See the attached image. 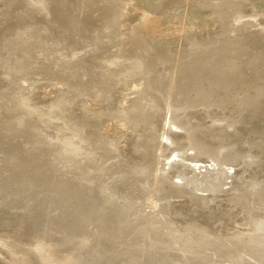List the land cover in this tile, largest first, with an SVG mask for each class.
Instances as JSON below:
<instances>
[{"label": "rangeland", "instance_id": "rangeland-1", "mask_svg": "<svg viewBox=\"0 0 264 264\" xmlns=\"http://www.w3.org/2000/svg\"><path fill=\"white\" fill-rule=\"evenodd\" d=\"M113 1L0 0V264H119L121 262L120 257L123 253L118 244L109 243L104 234L99 233V230L88 231V228L81 225L82 223L80 224L74 216L72 147L73 143L79 146L81 139H89V136H94L95 141L98 142L97 146L101 145L104 149L110 148L116 153L119 152L121 160L125 154L124 160L127 161H123L127 162L130 167L138 165L137 161L140 159L137 160V150L139 147L128 132L122 128L119 129L114 117L115 107L116 103L129 93L135 92V96L146 93L141 77H144V72L146 68H149L148 66H156L158 59L166 62L167 69L163 73L172 77L173 88L177 87V93L179 92L180 97L185 99L183 102L189 105L194 104L191 108L193 112L191 116L193 117H189L192 124L201 120L200 129L203 127L202 130H212L214 126L211 121L212 117L215 116L214 112L221 113L220 115L225 121L223 128L227 129L228 134L224 137L225 140L221 142L222 144L220 143L221 145H216L224 146L220 149L212 146V142H207L210 144L209 146L215 148H213V152L216 155H222V152L231 150L230 152L236 156L247 152L249 153L248 156L253 158L246 155L244 157L246 160L250 158L249 161L256 162V166H258L259 161H262L260 163L264 166V93H262L264 92V0H115L117 6H114ZM93 4L101 10L99 13H92L91 5ZM251 5H254L255 11ZM110 19L112 23H110L111 21L107 22ZM108 24L112 29L116 26V33H108L109 29L112 31L109 26L106 27ZM111 24L115 25L112 26ZM118 26L119 30H117ZM137 27L140 28L137 29ZM117 31L121 33L118 34ZM105 32L107 36L104 34ZM116 34H118L117 37ZM141 34L145 39L147 38L149 43L153 44L154 42L156 48L152 51L153 53L144 52L145 50L143 51V48L141 49L137 43V37ZM94 36L99 37V39ZM191 37L196 38L192 39ZM93 38L95 41L91 42L94 40ZM86 40L88 42L85 44L83 41ZM94 42L97 44L95 45ZM101 42L107 44L108 50L101 47ZM111 44L112 48L110 47ZM169 44L170 47L167 46ZM201 47L202 49H200ZM75 49H82L80 53L85 57V63H82L78 74H76L79 80L76 76L74 78L70 76L68 69L62 72L59 62L55 60V57L59 55H64L70 60ZM139 63L140 65H138ZM93 65L94 67H92ZM131 67H133L132 70ZM80 70L82 71L80 72ZM105 71L106 73H104ZM228 71L229 73H227ZM61 74L63 76H60ZM175 74L178 75L175 76ZM81 75L82 77H80ZM102 75L112 76H110V81L108 77L104 78L106 85L104 82L103 96L95 100L87 89L91 87L89 84L91 80L103 82L104 76ZM217 75L219 76L217 77ZM254 75L257 76L254 77ZM78 81L81 84H77ZM167 81V79H163L164 83ZM138 82L143 87L136 91ZM178 86L183 87L179 89ZM128 88L130 91H126ZM259 88L263 90L261 91ZM256 89L257 91H255ZM160 90H162V85ZM78 92L80 95L82 94V97L79 96ZM120 92L123 93V96ZM164 92L159 91L152 94L155 95L152 100L154 105H157L158 102H168L167 92L165 94ZM252 93H256V96ZM258 95H261L260 98ZM76 96L77 98H75ZM83 98L85 100L90 99L88 102H91L92 105L98 102L96 104L98 109L91 108L87 104L83 106L85 101ZM111 99L112 101H110ZM109 112L110 114H107ZM106 115H109L108 118ZM107 120L106 124L104 121ZM82 121L84 122L82 123ZM107 125L110 128L109 133L114 132L118 136L114 135V138L108 137L107 139L105 136L108 135L102 134ZM112 125L113 127H111ZM109 141H114V146H107ZM253 141L258 142V147L257 144L252 147ZM81 144L84 146V142ZM134 150L136 151L135 154L133 153ZM130 152L133 153V158ZM189 152L192 153V151ZM123 161L122 163L118 161L113 163L116 164L117 162V167L124 168ZM200 164L203 167L213 168L211 164L214 163ZM261 169L264 168H257V172L255 170L254 173L252 171L246 173L245 179H241L242 177L239 176L240 181L237 177L238 180L235 183L237 185H233L235 190L236 186L238 187L243 180H249L250 177L248 176L251 175L264 181V170ZM178 180V178L174 179L175 182ZM230 180L232 179L227 181L229 185L232 182ZM229 185L224 186V190L228 193L230 192L229 189L233 187L231 185L229 187ZM234 188H232L233 191H235ZM97 189L95 187L90 191L94 199L95 193L100 194L99 189ZM233 191L231 194L225 193L222 195L223 198L203 206L205 207L204 216H197L199 221H205L206 218L207 222L209 220L208 223H216L219 226L227 227V225L232 224L236 228L247 229L244 224L247 222L248 215L245 214L248 213V210L246 207H239V205L237 207L234 201H230L235 199L233 193H236L237 190ZM198 195L208 196L207 192H198ZM251 198L253 197L249 199ZM211 203L218 206H212L214 211L211 210ZM224 205L227 209H233L232 213L229 212L230 209L225 211ZM203 207L200 209L203 210ZM207 207L209 210L206 209ZM185 208L183 209L187 210L188 207ZM192 210L188 209L190 214H192ZM235 211L238 213L237 215ZM210 212L217 213L216 216L212 213V219L216 217L213 219L215 221L211 219ZM230 213L232 216H229ZM219 215L221 219L218 218ZM228 217L229 219L234 218L235 222L232 219L233 223H229ZM243 217L246 218L243 219ZM76 221L78 224H75ZM225 221L229 222L226 224ZM219 222H222L221 225ZM96 223V221L87 222L90 226Z\"/></svg>", "mask_w": 264, "mask_h": 264}, {"label": "bare ground", "instance_id": "bare-ground-1", "mask_svg": "<svg viewBox=\"0 0 264 264\" xmlns=\"http://www.w3.org/2000/svg\"><path fill=\"white\" fill-rule=\"evenodd\" d=\"M103 1H105V0H103ZM113 3H114V6H117L115 0L113 1ZM249 4H251V3H249ZM93 5H91L92 13H94V12L99 13V11H101V10H99L97 8V5L96 6L95 5L93 6ZM113 7H112V9L114 10ZM252 7H254V5ZM253 9L255 11V7ZM109 10H110V7H109ZM258 12H259V10H258ZM107 13H104V14L106 15ZM109 13H110V11H109ZM109 15H111V14H109ZM109 15H107V16H109ZM115 15H117V14H115ZM112 17H113V15H112ZM110 21H111V19L107 22H110ZM104 23H105V21H104ZM110 23H112V21ZM113 25H115V24H113ZM108 26L110 27V24L106 25V27H108ZM115 27L116 26H114L113 29L110 27L112 29V31H110V29H109L108 33L109 32H113L112 34L116 33ZM100 28H98V29H100ZM104 28H105V25H104ZM138 28H140V27H137V29ZM243 28H245V27H243ZM90 30H92V29H90ZM117 30H119V26H118ZM130 30H131V28H130ZM141 30H143V29H141ZM100 31H101V29H100ZM106 32L104 34H106V36H107ZM117 32H118V34L121 33V32L119 33V31H117ZM130 32H132V31H130ZM89 33H90V31H89ZM95 33H96V31H95ZM154 33H155V31H154ZM85 34H88V33H85ZM118 34H116L115 36L117 37ZM134 34L136 35V33H134ZM101 35H102V33H101ZM94 37H96V39H99V37L97 38V36H94ZM103 38H106V37H103ZM137 38H138L137 43L140 45L141 49L143 48V51L145 50L144 52H146V53L152 52L156 48L154 45V42L152 41L153 44L149 43L146 40L147 38L145 39L142 36V34ZM194 38H196V37H194ZM194 38H192V39H194ZM101 39H102V37H101ZM107 39H109V38H107ZM87 40L83 41V42L84 43L88 42L89 40L88 41ZM102 40H104V39H102ZM117 40H119V39H117ZM129 40L131 42V39H129ZM93 41H95V39L92 40L91 42H93ZM91 42L89 41V43H91ZM103 42H101V44H102L101 47H103L104 50H106L107 44H105ZM78 44H79V42H78ZM94 44L96 45L97 42L96 43L94 42ZM99 46H97V47H99ZM136 46H137V44H136ZM167 46L170 47L171 45L169 44ZM110 47L112 48V44ZM164 47H166V46L164 45ZM113 48H114V45H113ZM200 49H202V47ZM107 50H108V48H107ZM248 51H250V50H248ZM80 52H82V49H75L73 57L70 60L67 59L64 55H59V56L55 57L56 58L55 60L57 62H59V65L62 69V72H64L65 69H68L70 76H72L73 78L76 76V74H78V71L81 68L82 63L85 61L84 55L81 54ZM93 52H95V51L93 50ZM102 52L104 53L103 50H102ZM112 52H114V51H112ZM156 52H158V51H156ZM204 52H206V51H204ZM246 53H248V52H246ZM138 55H140V54H138ZM169 56H170V54H169ZM94 57L96 58V56H94ZM97 57H100V56H97ZM151 57H152V55H151ZM257 57H258V54H257ZM137 58H139V57H137ZM260 58H261V56L259 57V59ZM91 59H92V56H91ZM116 59H118V58H116ZM130 59H133V58H130ZM209 60H210V58H209ZM143 61H145V60H143ZM207 61H208V59H207ZM96 63H97V60H96ZM145 63H147V62H145ZM176 64H175V66H176ZM181 64H182V62H181ZM122 65H123V63H122ZM138 65H140V63ZM144 65H146V64H144ZM197 65H199V64H197ZM92 67H94V65ZM148 67L149 68H146V70L144 72V77H141V78H143L144 89H145L144 92H146V93L145 94L143 93L144 95L139 96L137 94L135 96L134 95L135 92H134L131 94L129 93V95L123 96L122 95L123 93L120 92V94L123 97L116 103L115 109H116L117 113H116V111L114 113V115H115L114 117L117 120L116 124L119 126V129L122 128V130L124 129L126 132H128V134L132 138H134L133 141L137 144V147H139L137 150V156H138L137 160L140 159V161H137L138 165L136 164L137 166L133 165V167H130L127 164V162L126 163L124 162V161H127V160H124L125 154L123 157V160H124L123 161V160H121L122 159L120 157L121 155L119 156V154H118L119 152L116 153L115 151H113V149H110V148L104 149L103 147H101V145L97 146L96 144H98V142L95 141L94 136H89L90 140L88 138L84 139V140L81 139V143L84 142V146H82L81 143L79 146L74 145V143H73V147H72V155H73L72 204H73V208H74L75 218L77 219V221L80 224L82 223L81 225L86 226L88 228V231L91 230L92 232H94L95 230L96 231L99 230V233L104 234L106 240L109 241V243L118 244V246H120V248H122L123 254L120 257L121 262L119 264H264V181L260 180V178H257V176L255 178V177H252L253 175H251V176H248V177H250V179L246 177L249 180H243L238 185V187L236 186L237 191L235 190V188L233 186L236 183V180L239 179V176H241L242 177L241 179H243L246 176V173L248 174V172H251V171L254 173L255 170L257 172V168H264L262 163H260L262 161H259L258 166H256V164H255L256 162L252 163L251 161H249L250 158H253V157L248 156L249 153H247V152L245 154L240 153L241 154L240 156L239 155L236 156V154L231 153L230 152L231 150H230L229 152H225V153L222 152V155L221 154L216 155L215 152H213V148L216 145H221L222 144L221 142L225 140L224 137L227 136V134H228L227 129L223 128V123L225 121L222 119V115H220L221 113L216 111L217 113L214 112L215 116L212 115L213 117H212L211 123H213L212 125L214 126V128L212 127V130H209V131L202 130V129H204L203 127H202V129H200L199 125H202L200 119H199L200 120L199 122H193V124H192V121L190 118L193 117V116H191L193 114V112L191 111V108H193L194 104L189 105L186 102H183L185 99H183L182 96L180 97V94H178L179 92L177 93V90H176L177 87L173 88L174 84H173V80H171L172 77L166 73H163L165 71V69H167L166 62L158 59V62H157L155 67L154 66H148ZM177 67H179V66L177 65ZM191 67H193V66H191ZM230 67H231V65H230ZM243 67H244V65H243ZM132 68L133 67H131V70H132ZM215 68H217V67H215ZM84 69H85V67H84ZM124 69H125V67H124ZM179 69H176V70H179ZM206 69H204V70L206 71ZM142 70H143V68H142ZM81 71L82 70H80V72ZM92 71H93V69H92ZM98 71H97V73H98ZM230 71H232V70H230ZM111 72H109V74ZM93 73H94V71H93ZM104 73H106V71ZM118 73H120V72H118ZM175 73H177V72H175ZM178 73H179V71H178ZM227 73H229V71ZM63 74H61L60 76H63ZM100 74H102V73H100ZM182 74H184V73L182 72ZM98 75H99V73H98ZM98 75H96V76H98ZM105 75H107V74H105ZM105 75H102V76H104L103 79L106 77ZM176 75H178V74H175V76ZM258 75H260V74L258 73ZM110 76H112V75H109V77L107 76L109 81H110ZM122 76L121 77L119 76V77L122 78ZM128 76H130V75H128ZM172 76H173V74H172ZM218 76L219 75H217V77ZM255 76H257V75H254V77ZM80 77H82V75ZM191 77H192V75H191ZM226 77H227V75H226ZM245 77H247V76H245ZM76 78H78V76H76ZM249 78L251 79V77H249ZM86 79L88 81V78H86ZM123 79H124V76H123ZM163 79H167L168 81L164 83ZM185 79H186V77H185ZM78 80H79V78H78ZM133 80H135V79H133ZM177 80H179V79H177ZM80 81H78L76 83L81 84ZM199 81H201V80H199ZM104 82L106 85L105 79L103 82L95 81V80L94 81L91 80L89 82L91 87L88 88L87 91L92 94V97H94L95 100H96V98L100 99V97L103 96L102 93H104L103 91H104V86H105ZM186 82H187V80H186ZM207 82H210V81H207ZM207 82H205V83H207ZM219 82H221V81H219ZM121 83H123V82L121 81ZM126 83H127V81H126ZM129 84H127V85H129ZM193 84H194V82H193ZM201 84H203V83H201ZM215 84H216V81H215ZM161 85H162V90H160ZM186 85H188V84H186ZM220 85H222V84H220ZM80 86H82V85H80ZM109 86H110V84H109ZM129 86H127V87H129ZM136 86H137L136 91L140 90L143 87V85H141L140 83L136 84ZM134 87H135V85H134ZM182 87L178 86L179 89ZM188 87H190V86H188ZM195 87H197V86H195ZM124 88H125V86H124ZM247 88H248V86H247ZM251 88H253V87H251ZM199 89H200V87H199ZM202 89H204V88L202 87ZM259 89L261 90V88H259ZM128 90H129V88L126 91H128ZM164 90H166V92H167L168 102H166V103L165 102L164 103L158 102L157 105H154L152 100H153V98H155V95H152V94L155 93V91L164 92ZM75 91H76V89H75ZM108 91H106V92H108ZM114 91H116V90H114ZM200 91H201V89H200ZM255 91H257V89ZM79 92H78V94H79ZM166 92H164V94ZM262 93H264V92H262ZM106 94H109V93H106ZM81 95L79 94V96H81ZM253 95L256 96V93H254ZM260 96L258 95L259 98H260ZM89 97H90V95H89ZM75 98H77V96ZM87 99L85 100L83 98V100H85L87 102L86 103L84 101V104L82 103L83 106L85 104H87V105L91 106V108H97L98 107L96 105V104H98V102L94 103V105H92L91 102H88L90 99L89 100H87ZM106 99H104V100H106ZM159 100H160V98H159ZM110 101H112V99ZM161 101H162V99H161ZM176 102H179V103L176 104ZM112 104H114V103H112ZM114 106H115V104H114ZM86 107L88 108V106H86ZM91 110L94 111L95 109H91ZM80 111H82V110L80 109ZM83 111H84V108H83ZM88 112H89V110H88ZM77 113H78V111H77ZM112 113H113V111H112ZM107 114H110V112ZM211 114H213V112ZM74 115L76 116V114H74ZM200 115H202V113H200ZM95 116L97 117V115H95ZM108 116H107V118H108ZM195 116H197V115H195ZM81 117H82V115H81ZM85 117H86V115H85ZM99 117H100V115H99ZM79 118H80V116H79ZM103 118H105V117H103ZM82 119H83V117H82ZM108 120L104 121V122H106V124H107ZM193 120L195 121V119H193ZM83 122L84 121H82V123ZM111 127H113V125ZM82 128H80V129H82ZM196 129H198V130H196ZM107 131H108V133H107ZM109 131H110V128L107 125V128H105V130L102 131V134L108 135V136H105L107 139H108V137L114 138V135H116L117 133H114V132L109 133ZM125 131H123V132H125ZM89 134H90V132H89ZM116 136H118V135H116ZM229 136H230V134H229ZM115 138H118V137H115ZM119 140H118V142H119ZM123 140H125V139H123ZM72 142H74V141H72ZM105 142L108 143V141H105ZM113 142L114 141H109V144L108 145L106 144V145L107 146H109V145L114 146ZM207 142L208 143L212 142L213 143L212 146H214V147L209 146L210 144H208ZM126 143H128V142H126ZM256 144L258 147V142L252 143V145H253L252 147H254ZM216 147L220 149L221 147H224V146H221V147L216 146ZM131 148H133V147H131ZM189 151H192V153ZM135 152L136 151L134 150L133 153L135 154ZM130 153H132V152H130ZM130 153H128V154H130ZM133 153H132V158H133ZM246 155H247V157H250L249 160H246V158H244V157H246ZM176 158H178L179 160L177 159L178 160L177 161ZM115 161H118L119 163H122V161H123L124 162V168H121L120 166L117 167V165H116L117 162H116V164L113 163ZM200 163H202V164L203 163H206V164L207 163L208 164L214 163V164H211L213 167V168H211L208 166L203 167ZM130 164H132V163L130 162ZM134 167L135 168L140 167V168L135 169ZM239 167H242V168L240 169ZM261 170H264V169H261ZM232 171H234V174H232ZM258 174H256V175H258ZM254 176H255V174H254ZM258 176H260V175H258ZM237 177H238V179H237ZM176 178L179 179L178 182L174 181V179H176ZM261 178H262V176H261ZM229 179H232V180H230V182L232 181L230 183V185L233 186L232 188H234V190L236 191V193H233L235 191H233L232 188L229 189L230 194H231V191H233L232 193L235 194L234 195L235 199H232L230 201H234V204H237V207L239 205V207H242V208L246 207V210H248L247 211L248 213L245 214V215H248L247 216V222H245L243 220L245 222L244 225L247 226V229L236 228V226L234 227V226H232V224H229V226L227 225V227L219 226L218 224H217L218 225L217 226L216 223L215 224L212 222L208 223L209 220L207 222L206 218H205V221H199V217L204 216L205 207H203V206L209 205V203L211 201H215V200L217 201V199H220L223 194L228 193V191L224 190L225 189L224 186L229 185L227 183V181H229ZM239 181H240V179H239ZM230 185H229V187H231ZM235 185H237V184H235ZM95 187H97L99 189L100 194L98 195L97 193H95L96 196L94 199L93 198L94 196L91 195L90 191L93 188L95 189ZM198 192H207L208 196L207 197L200 196V195H198ZM226 196H229V195L226 194ZM226 196H224V197H226ZM250 197H253V198H251L253 201L252 205H251L252 201H251V199H249ZM224 199H227V198H224ZM224 201L227 202L228 200H224ZM253 205H254V207H253ZM184 206L188 207L187 210H184V209H186ZM212 206L218 207L217 205H214V203H213L211 205L212 211H214ZM201 207H203L204 209L203 210L200 209ZM208 207L206 208L207 210H209V208H210V207L209 208ZM224 207H225V205H224ZM188 209L189 210L193 209L191 211L192 214H190ZM220 209H221V207H220ZM226 209L227 208L225 207L224 210L226 211ZM228 209H230L229 212H231L233 210L231 208H228ZM228 209H227V211H228ZM235 209H237V208H235ZM222 211H223V208H222ZM241 211H242V209H241ZM212 213H211V216L209 215L211 217V219H212L213 215L214 216L217 215V213L214 214L215 212L213 213V215H212ZM225 213H227V212H225ZM231 213L229 214V216L231 215ZM222 214H224V213H222ZM237 214L238 213L236 212V215ZM243 215H244V213H243ZM197 216H199V217H197ZM207 216H205V217H207ZM215 218H213V219H215ZM218 218L221 219V216L219 215ZM244 218H246V217H243V219ZM228 219H229V217H228ZM232 219L235 222L234 218H232ZM232 219H229L230 222L225 221L224 223H226V222L231 223ZM235 219H237V218L235 217ZM77 221L75 224H78ZM90 221L91 222L96 221L97 223L90 226L89 224H87V222H90ZM213 221H215V220H213ZM221 223H220V225H221ZM237 225H239V224H237ZM240 226H242V225L240 224Z\"/></svg>", "mask_w": 264, "mask_h": 264}]
</instances>
